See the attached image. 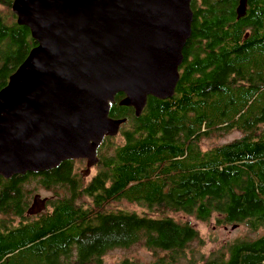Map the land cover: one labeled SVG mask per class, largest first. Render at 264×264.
Listing matches in <instances>:
<instances>
[{
    "label": "trees",
    "instance_id": "trees-1",
    "mask_svg": "<svg viewBox=\"0 0 264 264\" xmlns=\"http://www.w3.org/2000/svg\"><path fill=\"white\" fill-rule=\"evenodd\" d=\"M13 1L0 0V90L37 46L17 23ZM237 4L193 0V33L174 96H150L136 117L119 104L125 95H118L110 117L127 121L121 136L107 137L99 148L90 179L74 160L44 173L0 176V264H104L110 251L132 248L151 251L154 261L126 258L119 264H264V127L258 133L264 123V32L247 48L238 46L242 30L224 25ZM251 8L245 21L264 31V0H253ZM235 130L242 137L202 148L205 139ZM31 181L53 195L36 216L28 214ZM118 202L139 204L145 212L115 209ZM180 212L263 234L204 254L200 232L171 216Z\"/></svg>",
    "mask_w": 264,
    "mask_h": 264
},
{
    "label": "water",
    "instance_id": "water-1",
    "mask_svg": "<svg viewBox=\"0 0 264 264\" xmlns=\"http://www.w3.org/2000/svg\"><path fill=\"white\" fill-rule=\"evenodd\" d=\"M193 0H14L17 23L37 43L0 90V176L44 173L69 160L99 162L116 95L139 117L150 96L175 94L192 36ZM245 12V2L238 13ZM47 198L35 195L36 216Z\"/></svg>",
    "mask_w": 264,
    "mask_h": 264
},
{
    "label": "rangeland",
    "instance_id": "rangeland-1",
    "mask_svg": "<svg viewBox=\"0 0 264 264\" xmlns=\"http://www.w3.org/2000/svg\"><path fill=\"white\" fill-rule=\"evenodd\" d=\"M5 9L0 5V14L4 13ZM125 107V106H123ZM130 108V107H129ZM262 130V127H260L259 132ZM121 136L117 135L116 137ZM242 137V133L238 130H235L231 132L228 135H225L222 137V139H205L202 142V148L204 150L209 149L210 147L221 145L225 143H230L238 138ZM121 138H117L116 142H120ZM77 168L81 171L85 170L86 166L83 164H79ZM83 165V166H81ZM97 170L93 167L91 169V174L86 179H90L91 176L95 175ZM29 192L34 190V197L37 194H40L42 198H51L52 192H49L48 190L39 187L36 184V181H31L29 183ZM32 196L31 194H29ZM33 197V198H34ZM33 201V200H32ZM84 201L87 202L86 199ZM113 207L115 209H126L129 211H134L138 213L145 212V208H143L139 204L135 203H127V202H118L114 203ZM172 217L178 220L188 221L192 223V225L200 232V235L204 242V249L202 250L204 254H208L210 251L218 249L224 242L230 241L237 238H256L258 236H261L263 234V231L257 232V233H251L249 229L245 226H232V225H219L217 223L216 217L214 216L211 220L207 222H202L196 219L194 216L185 214V213H173L171 214ZM126 258L139 260L144 263H151L154 261V255L151 251L145 249V248H132L129 250L124 249H114L110 251L104 258V264H119L121 261H123Z\"/></svg>",
    "mask_w": 264,
    "mask_h": 264
},
{
    "label": "flooded vegetation",
    "instance_id": "flooded-vegetation-1",
    "mask_svg": "<svg viewBox=\"0 0 264 264\" xmlns=\"http://www.w3.org/2000/svg\"><path fill=\"white\" fill-rule=\"evenodd\" d=\"M252 1L253 0H238V4H237V6L234 9L231 8V7H229V9H228V11H229L228 17H229L230 20H226V18L224 20V25H225L226 29H229L230 31H231V29H233L234 32H236L237 29L242 30V38H241L240 42H238L237 44H238V46L245 45L246 48H247V46H249V44H251V43H249V40H251L252 38L253 39L256 38L257 35H259V34L264 32V31L258 30L257 24L252 22L251 20L250 21H245L246 16L249 14L250 10L253 9V8H251ZM242 2H245V12H244V14L242 16H240L239 13H238V9L242 5ZM191 8H192V4H191ZM192 11H193V8H192ZM16 20H17V17H16ZM235 43L236 42L231 41V45L230 46L231 47L235 46ZM120 94H122V93H119L118 95H120ZM118 95H116L115 102L117 101V96ZM124 98H125V96L118 101L119 104ZM259 125L262 126V128L264 127V123H260ZM259 130H258V133L263 132V131L259 132ZM263 130H264V128H263ZM250 136H256V134L250 133ZM98 156H99V149H98ZM74 161H75V168L76 169H78L77 167L80 166L79 164L85 165L86 166L85 169H87V167H88V164H87L88 161L87 160H74ZM83 165H81V166H83ZM78 172L81 173L82 172L81 169L80 170L78 169ZM49 192H51V191H49ZM48 202H49V198H48ZM47 207H48V204H47Z\"/></svg>",
    "mask_w": 264,
    "mask_h": 264
},
{
    "label": "bare ground",
    "instance_id": "bare-ground-1",
    "mask_svg": "<svg viewBox=\"0 0 264 264\" xmlns=\"http://www.w3.org/2000/svg\"><path fill=\"white\" fill-rule=\"evenodd\" d=\"M239 10V9H238ZM135 114H136V112H135ZM136 117H138L137 115H136ZM126 121H127V119H126ZM107 137H105L104 138V140H103V142L102 143H104V141H105V139H106ZM38 195V194H37ZM40 195V194H39ZM42 197V196H41ZM44 199V198H43ZM47 204H48V200H47ZM30 209V208H29ZM47 209V208H46ZM29 211V210H28ZM29 214V213H28Z\"/></svg>",
    "mask_w": 264,
    "mask_h": 264
}]
</instances>
